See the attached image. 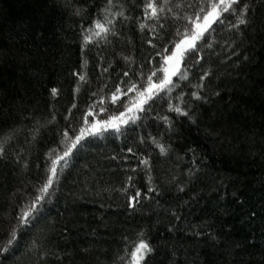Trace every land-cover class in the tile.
I'll return each instance as SVG.
<instances>
[{
  "label": "trees",
  "instance_id": "1",
  "mask_svg": "<svg viewBox=\"0 0 264 264\" xmlns=\"http://www.w3.org/2000/svg\"><path fill=\"white\" fill-rule=\"evenodd\" d=\"M113 2L127 19L86 43L107 0H0V264H130L140 239L153 249L141 264H264V0L213 23L139 119L86 132L19 222L63 133L125 111L202 0H170L159 21L146 0Z\"/></svg>",
  "mask_w": 264,
  "mask_h": 264
},
{
  "label": "snow or ice",
  "instance_id": "2",
  "mask_svg": "<svg viewBox=\"0 0 264 264\" xmlns=\"http://www.w3.org/2000/svg\"><path fill=\"white\" fill-rule=\"evenodd\" d=\"M240 0H202L199 11H197L193 16L185 17L187 23L190 25V28L185 30L183 33L179 31L177 34L180 36V39L174 42V47L171 53L167 48L163 49L158 55L161 56V65L153 71L148 77L144 84L132 83L126 92H134L135 96L130 99L129 104L126 106L125 111L120 112L119 116H113L110 120L105 121H96L93 123L90 128L84 127L81 128L79 134L73 138L68 136V132L65 131L63 135L66 139L71 140V143L68 145L67 149L64 151L62 156H58L56 159H53L51 166V176L47 182L41 187L40 195L32 202L31 205L27 206L26 209L21 210V215L19 217V222L27 224L29 222V217L35 211L36 203L44 199V196L47 194L48 189L52 186L53 179L56 176V168L60 160H63L65 157L71 154L72 149L76 147L77 144L84 138L85 133L92 135L94 132H99L105 128L112 127L119 130V125L121 123H128L129 120L135 121L139 119L137 113L145 111L144 106L152 101L155 96L161 92H166L173 84V77L180 75L181 78H186L183 72L180 71V65L184 59L186 53L193 51H198L197 42L200 41L204 33L208 31L211 25L217 22L224 13H235L234 5H239ZM170 0H146L143 5V15L146 19H152L159 21L161 19V14L165 13L167 10L171 12L172 9L169 6ZM117 7L114 4L113 0H107L105 6H103L98 16L102 17L94 19L92 24L85 30L84 41L86 43H91L95 38L107 39V36L112 33V29L115 25L116 18L124 16L123 11H113V8ZM122 7V5L120 6ZM247 7L245 6L240 13L238 18L239 24H244L246 21L243 19V15L246 14ZM76 15L81 14L80 9H76ZM127 19L126 16H124ZM178 18V17H177ZM144 24L140 25V28L143 29ZM157 72L162 73V76L157 77ZM127 75V73H125ZM154 77L156 79H154ZM81 80L84 79L83 76L80 77ZM53 94H56L57 90L53 88ZM123 93V94H126ZM122 94L121 89L117 88L116 93H113L112 101L116 102L118 95ZM192 95L196 99H201V97L193 92ZM75 106V105H73ZM169 110L177 113L178 115L188 116V112L183 110L179 106L169 105ZM165 121L168 120V117L163 118ZM87 123V122H86ZM153 142L156 143L155 139ZM161 153L166 152V149L163 145H158ZM131 151V149H129ZM4 148L0 144V155H3ZM143 163L147 165L148 160H144ZM139 193H137V196ZM134 199V198H133ZM15 236V230L12 233ZM143 234H141L142 236ZM12 241L9 240V243ZM7 250V249H5ZM153 249L149 246L147 242L143 239H140L134 246V249L131 251L130 264H141V261L151 253Z\"/></svg>",
  "mask_w": 264,
  "mask_h": 264
}]
</instances>
